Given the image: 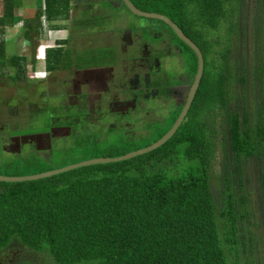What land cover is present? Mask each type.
Segmentation results:
<instances>
[{"label":"trees","instance_id":"obj_1","mask_svg":"<svg viewBox=\"0 0 264 264\" xmlns=\"http://www.w3.org/2000/svg\"><path fill=\"white\" fill-rule=\"evenodd\" d=\"M75 1L44 0L42 9L34 14L36 19H24V38L30 37L34 27L36 32L40 30L33 22H41L43 16L50 22L71 18ZM118 1L128 9L122 0ZM131 1L143 11L169 15L176 21L182 18V23L178 22L182 29L202 43L203 74L183 122L164 145L130 160L33 181H0V254L19 244L35 252H48L55 264H231V260L233 264H258L252 254L256 240L264 238V227L257 221L253 200L247 195L251 179L246 162L257 159L256 185L261 193L264 224V101L257 98L249 105L242 96L250 74L240 56L231 59L233 43L225 50L216 49L222 42L208 41L205 36V31H213L223 23L235 31L233 42L243 43L247 38L243 7L240 8L243 0L235 9L229 8L230 0H155L156 9L152 10L145 6L151 0ZM159 1L166 7H160ZM21 5L18 0H3L0 79L8 63L23 69L22 63L28 62L26 54L6 57L5 33L23 21L15 15ZM263 14L253 24L255 43L259 45L264 43ZM216 50L222 53H211L214 59L206 60V55ZM62 53V49L58 50V59L48 56L50 68L62 62ZM262 56L257 52L258 59ZM257 65L258 97L264 91V63L259 61ZM196 67L195 59L193 73ZM180 111L178 107L167 117L160 116L161 122H168L153 138L142 145L134 141L132 144L137 146L123 147L111 157L155 143L171 128ZM219 112L225 123V164L216 199L210 182L215 143L207 122ZM29 162L47 161L20 159L7 167L22 168ZM52 170L55 169L36 167L29 176ZM3 174L11 176L0 173Z\"/></svg>","mask_w":264,"mask_h":264},{"label":"rangeland","instance_id":"obj_2","mask_svg":"<svg viewBox=\"0 0 264 264\" xmlns=\"http://www.w3.org/2000/svg\"><path fill=\"white\" fill-rule=\"evenodd\" d=\"M151 1L152 2L145 5L146 8L149 10L156 9L155 0ZM77 2H79L78 10H76L75 7V5H78ZM22 3L23 5H21L20 9L17 10V17L19 19L22 18V20L27 19L28 21H31L33 19H36L34 14L37 10L42 9V4H44V0H22ZM1 4L2 0H0V8ZM73 5L74 6L71 12V18H69V21L65 22L66 24L61 23L60 20L58 22L59 24H53V22H50L48 19H45V16L42 17L41 22H33L34 26L39 25V28H41V30H39V35H36L38 31L36 32L35 30H37V28L34 27L32 29V35L35 38L33 40V37L31 38L32 41L38 42L37 44L41 43L40 46H38L39 48H36V55H39L37 58L40 61L38 67L39 70H43L42 64L44 63L45 49L47 46L44 41L50 37H53L52 39H57V37L61 38L62 36H65L64 34H66V32H63V34L58 33L55 35V33L51 31V25L63 27L60 25H67L68 22L70 24L73 19L76 20L78 17H80V19H78L80 22H87L88 24H84V26H80L77 28L80 30V32L85 34V36H82V38L85 39V42L82 44L80 43V46L76 45L78 48H80V50L76 51L77 59L79 57V54L80 57H82V55H85L83 57H87L89 55L99 54L101 64H116L118 67H120V69H122V66L127 61V59L120 55L121 45L118 43H112L111 46H109L105 43V40L112 36L114 32L116 33V35L122 34V32L120 31V25H124L132 29L128 31L136 33L134 37L147 36L151 38L152 41L155 40V38L157 39L163 37L164 33H166L167 35L168 33H170L169 28L165 27L162 21L157 19L139 17L128 11L124 7V5H122V3H119L118 0H100V2L97 3L95 2V0H76ZM158 5L160 7H166V4L163 3V1H159ZM239 5V0L229 1L230 9L238 8ZM240 8L243 9L242 13L244 25H247V31L245 30L247 40L245 39L243 43H239V40L238 42L234 43L233 40L235 38V31L233 29L228 28V25H225L223 23L219 24L217 28L213 31H205V36L208 37V41L219 40L220 42H222V45L216 49L225 50L228 44L230 45L231 43H233L232 45H230L232 52L230 55L231 59L234 60L236 55L240 56L245 62L244 67H246L248 73L250 74V77L247 78V90L244 91L242 94V96L246 97V100L247 102H249L248 104L250 105L251 101H256L257 98L260 102L264 101V91H261L258 97L256 96L258 90L256 88V85L259 84V82L256 81L255 72L256 67L258 66L257 63L259 61H262L264 63V43L260 45L256 44V37H254L253 35V24L258 21L261 14L264 13V0H243L242 6ZM232 22L235 23L233 19ZM18 23L20 24H17L12 28L7 29L5 33L4 38L6 40L7 46V58L15 54L21 55L20 53H23L25 51H27L28 53V50H25L28 47H26L27 45H24L27 44L28 40L24 39V34L22 36V33H25L26 31L27 22L22 21ZM157 25L161 26L162 30L157 34V37H155L153 34V30L150 29L149 26ZM116 26H120L118 31H116ZM236 35L238 36V33H236ZM88 36H92V38ZM37 38H39V40H36ZM249 38L253 39L248 40ZM54 40L50 41L51 44L54 43ZM17 42L23 43V45H21L22 48L16 44ZM72 43L73 42H71V44ZM207 45L208 43L203 46L204 51L207 50ZM23 46L25 48H23ZM101 47L104 48L99 49ZM71 50L75 51L74 47L71 48ZM85 50H87V52L83 53L85 52ZM210 50H212V47H210ZM259 51L263 55L261 59L257 58V52ZM211 53L219 54L222 52L218 50H216L215 52H209L206 55V60L211 61V59H214V57H211ZM171 60L168 63L173 66L174 63ZM28 64L30 65V62H28ZM11 65L12 63H8V68H5L7 72H13ZM170 70L177 71L176 68ZM30 74H39V76H42V74L39 72H36L35 74L32 69L30 71ZM262 74V76H264V71ZM64 79L65 76L63 75L61 80ZM262 81L264 82L263 79ZM121 85L124 84H120V88ZM0 86V88H3L2 86H4V89H2V91L0 90V96L5 98L4 100L8 98L6 100V104L2 106L3 114L1 118L3 121H7L6 128L9 127V123L11 122H16V124L22 125L23 127L22 129H18V125L15 124L14 128H12L15 130L12 133L10 132L11 134L15 133L16 131H22L26 133L39 132L43 131L46 126L47 129H49L50 125L48 124L50 123V121L47 120L48 109L52 110L51 113L57 117L61 116L62 114L63 117H65L71 113L77 115L75 112L79 111L76 106L70 108L66 107L67 111H64L62 109H59V107L57 106L53 108V105L49 106L48 103H46V105L44 103H41L44 106L40 107L39 103L34 104V102H32L33 104L31 105H33V107L22 110L21 115H19L18 118L17 115L11 117L8 115L9 117L7 118V116L5 117L4 114H9L10 110H12V105L8 104V102H10V98L15 95L17 100L18 96H20L21 94L23 95L24 92H20L18 88V91L14 93L15 88L13 87L15 86L13 85V83L9 82L8 79L1 80ZM56 87H58L63 92L69 91L66 82L65 84L60 83L59 86L55 82L54 87H50L48 91H56ZM232 90H234V87ZM65 101L66 99H63V102L61 103L63 104ZM250 110L254 111V108H250ZM110 115L111 116L108 119L101 122H85V120L83 119L82 123H69L68 128L69 134L71 135H69V137H64L61 141H59L56 145V148L51 151L47 155V157H45L47 162H43L42 164L39 162H29V164L24 165L22 168H8L7 165L13 162L15 163L17 161L16 159L22 158L30 161L34 158H41V156L37 153H34V149L32 147L25 148L22 153L17 155L15 153L9 154L6 153L2 144L0 143V173H10L11 176H29V174H31V172L35 170L36 167L60 169L79 162L81 163L82 160H91L92 158H94V156L111 157L116 155L117 151L123 147L131 148L137 146L135 144H132V142L134 141L139 142L141 143L140 145H142L148 139L153 138L157 131L164 130L168 122V120L160 122L159 120L155 119L154 116H146V110L144 109V107H141L139 111L134 112L129 118V120H125L124 118V120L120 119L118 120L119 122H115V120L117 119L112 113ZM79 121H81V119H79ZM210 121H213V123H209ZM207 126L209 132H211V140L215 143L214 160L212 163L213 176L210 182L212 191L216 199H218L219 190L222 186L221 180L223 178L225 164L222 145L225 123L222 113L219 112L218 114H214V117L207 122ZM213 128L214 132H212ZM103 135H108V137H102ZM91 139H97V142ZM256 164L257 159L254 158L249 159L246 162V166H248V170L246 173L251 179V184L247 186L248 192H246L248 193L247 195L250 197V199L253 200L254 210H256L258 217L257 221L261 223L263 228L264 224L261 222V193L256 185V179L258 177ZM253 228L254 226L252 225V229ZM262 228L260 229L261 231L263 230ZM252 255L255 261L258 262V264H264V238L256 240L255 249L253 250ZM23 262H30L31 264H55L54 258L48 252H35L24 246H20L19 244L17 246H14L8 252L0 254V264H18ZM231 264H233V260H231Z\"/></svg>","mask_w":264,"mask_h":264},{"label":"flooded vegetation","instance_id":"obj_3","mask_svg":"<svg viewBox=\"0 0 264 264\" xmlns=\"http://www.w3.org/2000/svg\"><path fill=\"white\" fill-rule=\"evenodd\" d=\"M79 2H77L78 5H75L76 10L79 8ZM95 2H100V0H95ZM122 5L124 4L122 3ZM166 16L172 19L181 28L184 35L190 38L200 49L202 43L194 41L179 25L178 22L181 24L182 18L176 21L171 16ZM78 19L80 17L76 20L73 19L70 24L68 22L67 25H60L63 27L51 25V31L55 35L58 33L63 34V32H66V34L61 38H54L55 40L50 37L44 41L47 46L44 63L42 64L43 70L38 68L40 61L37 58L39 55H36V48H39L38 46L41 43L37 44L38 42L32 41L35 37L31 33L29 38H24L28 40L27 44H24L28 47L25 49L28 50V53L27 51L26 53H20L21 55H27L30 65L28 62L27 64L22 63L25 65L23 69H20L18 65H11L13 72H7L5 68L8 67H5V70H1L2 74L5 73L4 78L0 79V81L8 79L9 82L13 83L15 86L13 87L15 88L14 93L18 91V88L20 92H24L23 95L18 96L17 100L15 95L10 98L8 104L12 105V110H10L9 114H4L7 118L15 115L18 118L22 110L33 107L31 105L33 104L32 102L34 104L39 103L40 107L44 106L41 103L45 105L48 103L49 106L53 105V108L57 106L64 111H67L66 107L76 106L79 109L78 112H75L77 115L71 113L65 117H63V114L57 117L51 113L52 110L48 109L47 120L50 121L48 124L50 125V127L48 126L49 129L46 126L43 131L39 132L26 133L16 131L11 134L15 130L12 128H14L16 122L9 123V127L6 128L7 121H3L1 118L3 114L2 106L6 104L8 98L4 100L5 98L0 96V143L6 153H15L17 155L22 153L25 148L32 147L34 153L39 154L41 159H44L56 148L59 141L71 135L69 134V123H82L83 119L85 122H101L108 119L111 113L117 119L115 122H119L118 120L120 119L124 120V118L129 120L131 115L139 111L141 107L146 110V116H154L155 119L161 122L160 116L161 118L167 117L170 111H175L178 107L182 110L185 105L189 88L197 70L196 67L195 73H193V63L196 59L197 64V58L193 51H189L187 43L179 39L169 26L163 22L165 27L169 28L170 33L168 35L164 33L163 37L155 38L153 41L147 36L134 37L136 33L129 32L128 30L132 29L124 25H120L121 27L116 26V31L120 27L122 34L116 35L114 32L112 36L105 40V43L109 46L112 43L121 45L120 55L127 61L120 69L116 64H101L99 54L87 57H83L85 55L80 57L79 54L77 59L76 51L80 50V48L76 45L80 46V43L85 42V39L82 38L85 34L77 28L88 24L87 22L82 23ZM67 21L69 19L64 20L63 23ZM149 28L153 30L155 37L162 30L159 25L149 26ZM39 33L40 31L36 35H39ZM23 34L25 33H22V36ZM88 37L92 38V36ZM36 40H39V38ZM51 40H54V43L51 44ZM71 42L73 43L71 44ZM16 44L22 48L21 45L23 43L17 42ZM73 47L75 51L71 50ZM23 48L25 47L23 46ZM102 48L104 47L99 49ZM60 49L63 50L62 62L56 68H50L48 56L54 57L55 55V59H58V50ZM86 52L87 50L83 53ZM170 60L174 63L173 66L168 63ZM173 68H176L177 71L170 70ZM31 69L35 74L39 72L42 76L30 74ZM63 75L65 79L61 80ZM55 82L58 86L60 83L65 84L66 82L69 91L63 92L56 87V91L49 92V88H53ZM120 84L124 85H121L120 88ZM2 87L0 88L1 91L4 89V86ZM63 99H66V101L62 104ZM22 128V125H18V129ZM48 134L52 136L51 144L47 138ZM31 136L36 139L31 138L23 141V137ZM102 137H108V135H103ZM40 138L41 141L39 142ZM43 138L44 140H42Z\"/></svg>","mask_w":264,"mask_h":264},{"label":"water","instance_id":"obj_4","mask_svg":"<svg viewBox=\"0 0 264 264\" xmlns=\"http://www.w3.org/2000/svg\"><path fill=\"white\" fill-rule=\"evenodd\" d=\"M122 1L127 5V7L130 9V11L133 14H135L139 17L157 19V20L164 22L167 26H169L175 32L176 36L179 39H181L183 42L187 43V45L192 49V51L196 55L197 70H196V73L194 76V80H193V82L189 88L186 103L183 106L180 114L178 115L177 119L175 120V122L173 123L171 128L166 132V134L161 139H159L158 141H156L152 145H150L146 148H143V149H139L136 151L129 152V153H127L123 156H120V157H102V158L91 159L88 161H83L81 163L69 165V166H66V167H63L60 169H55L52 171H48V172H44V173H40V174H36V175H31V176H5V175H0V181L1 182L33 181V180L52 177L55 175H59V174L65 173V172H69V171H72L75 169L88 167V166H92V165L108 164V163H115V162L130 160V159H133L137 156L147 154V153L161 147L177 131V129L179 128V126L183 122L184 117L186 116L187 111L190 107L191 101L193 100V98L196 94V91L199 87V83H200V80H201V77L203 74V69H204V60H203L202 53H201L200 49L196 46V44L190 38H188L184 35V33L181 31V28L175 22H173L172 19L167 17L165 14L157 13V12L143 11L140 8H138L131 0H122ZM51 137L52 136L50 134L47 135V138H48V141H50V144H51ZM31 138L36 139L34 136L23 137V141L31 139ZM42 140H44V138ZM40 141H41V138H40L39 142Z\"/></svg>","mask_w":264,"mask_h":264},{"label":"crops","instance_id":"obj_5","mask_svg":"<svg viewBox=\"0 0 264 264\" xmlns=\"http://www.w3.org/2000/svg\"><path fill=\"white\" fill-rule=\"evenodd\" d=\"M18 1H20V2L22 3V0H18ZM22 5H23V3H22ZM2 9H3V0H2L1 8H0V13L2 12ZM18 9H20V7H19ZM18 9H16V14H15L16 16H17V10H18ZM21 20H22V18H21ZM23 21H24V19H23ZM20 22H21V21H20ZM17 24H20V23H17ZM17 24H16V25H17ZM16 25H15V26H16ZM8 29H9V28H8Z\"/></svg>","mask_w":264,"mask_h":264},{"label":"clouds","instance_id":"obj_6","mask_svg":"<svg viewBox=\"0 0 264 264\" xmlns=\"http://www.w3.org/2000/svg\"><path fill=\"white\" fill-rule=\"evenodd\" d=\"M58 22H59V21H55V22H53V23L59 24ZM61 23H63V21H61ZM11 28H12V27H11Z\"/></svg>","mask_w":264,"mask_h":264}]
</instances>
